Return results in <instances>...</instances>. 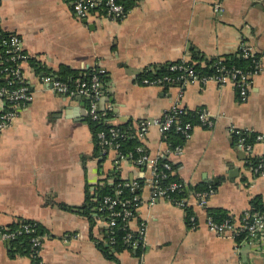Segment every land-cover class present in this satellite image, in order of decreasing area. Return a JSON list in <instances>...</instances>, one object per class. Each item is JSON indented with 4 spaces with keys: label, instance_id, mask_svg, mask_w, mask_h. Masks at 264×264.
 <instances>
[{
    "label": "crops",
    "instance_id": "0c3cea01",
    "mask_svg": "<svg viewBox=\"0 0 264 264\" xmlns=\"http://www.w3.org/2000/svg\"><path fill=\"white\" fill-rule=\"evenodd\" d=\"M213 4L214 0H136L124 18L114 20L103 11L81 18L69 0H0V27L21 38L28 54L21 68L32 92V100L19 106L0 135V225L37 221L45 229L43 264H264V241L238 243L217 235L205 222L206 207L223 208L238 220L252 196L260 194L264 200V170L255 175L246 165L249 155H264V143H254L249 153L229 131L231 126L264 131V0H220L218 10ZM241 43L260 57L245 100L232 84L141 81V74L154 64L193 59L191 47L204 60L236 53ZM62 65L79 77L94 66L106 72L107 100L103 107L99 100V108L112 109L109 121L114 125L136 126L140 119L159 117L173 105L190 112L204 107L212 114V126L196 124L191 136L183 139L179 155L168 151L156 125L142 141L150 156L165 155L174 164L173 173L189 190L186 197L192 202L196 185L217 184L204 206L191 203L195 226L173 202H150L148 167L141 170L134 160L119 158L114 148L96 153L86 98L64 96L44 79L58 77ZM4 104L0 98V112ZM113 170L123 180L144 182L141 204L130 220L132 229L145 224L144 244L139 253L126 245L115 253L116 260L98 247L106 229L101 215L92 212L91 224L87 216L58 206L82 205L86 190L94 192L111 183ZM9 244L0 240V264H31L29 254L11 256Z\"/></svg>",
    "mask_w": 264,
    "mask_h": 264
},
{
    "label": "built area",
    "instance_id": "2783aa9c",
    "mask_svg": "<svg viewBox=\"0 0 264 264\" xmlns=\"http://www.w3.org/2000/svg\"><path fill=\"white\" fill-rule=\"evenodd\" d=\"M74 13L81 17L87 18L97 11H103L106 16L119 20L126 16L127 10L120 0H69ZM215 10L221 9L220 0H214ZM0 48L5 54L0 61V98L4 100V108L0 112V135L12 123L17 116L19 106L32 100L31 89L26 82L22 72L21 64L27 60L28 54L24 51L21 38L16 33H9L2 30L0 27ZM244 57H251L253 61V69L244 71L240 67L232 66L226 68L225 65L215 63V68L211 73H200L194 67L191 60L181 58L169 64V70L173 74L157 76L149 78L141 77L144 84H161L172 83L185 86L189 83L198 82L206 83L213 81L218 85L232 84L239 98L245 100L251 87V82L254 74L260 69V57L256 55L252 47L247 43H241L239 46ZM45 81L51 89L63 94L64 96H81L89 98V103L86 104L88 116L93 120H102L105 118L104 109L99 108V100L104 95L102 82L97 74H92L89 80L78 79L75 85L69 84L66 80L59 77L46 75ZM110 108V107H109ZM187 109L173 105L166 110L161 116L154 118H142L136 122V126H132L133 132L130 137L136 138L140 143L136 146V150L141 153L140 157L134 160L141 170L149 168L151 170V178L145 181L150 187V202L155 199L164 198L185 210L186 207H191L192 204L204 206L207 198L212 195L215 190L211 186L208 189L195 192L194 202L182 197L175 198L172 194L175 191L183 190L184 183L181 181L172 180L163 183L162 180L167 178L168 172L173 173L172 162L165 155L150 156L142 144L149 128L156 125L164 140L169 144L168 151L174 154L183 152V144L172 145L168 140V132L173 129L174 132L181 134L183 139L191 136L193 128L196 124L210 127L213 124L212 114L204 107L194 111L195 121L184 119L183 116L189 113ZM229 131L236 137L239 147L244 148L250 153L254 143H264V131L255 132L248 128H240L231 126ZM125 132H121L116 125H111L108 130H99L97 132V140L102 152H107L114 148L118 151L119 158H131V154L124 155L119 151V144L116 139L120 136H126ZM253 136L252 141H247L248 136ZM164 159L163 162H160ZM159 165V166H158ZM254 174H261L264 170V155L259 158L256 166L251 167ZM111 183L113 177L110 178ZM142 183L138 179L132 181L123 180L115 185L113 194L103 196L101 205L98 211H102L103 221L105 222V232L102 241L109 246L116 243V228L124 232L122 242L131 247L139 248L145 241V224L141 222L136 229L130 226V220L135 217V212L141 204L140 189ZM124 187L129 188V194H123ZM186 211V210H185ZM250 214L244 213V216L238 220H225L224 222H216L212 217L206 214V224L210 230L217 235L230 236L235 238L242 232H246L244 240H260L264 241V212L254 213L253 219L250 220ZM191 225H196V216H189ZM4 229L0 232V240L11 241L15 236L26 231L33 233L31 237L32 258H38V264H43L40 258V251L43 244L44 236L36 232L35 222H24L17 230L8 231L6 225H0Z\"/></svg>",
    "mask_w": 264,
    "mask_h": 264
},
{
    "label": "trees",
    "instance_id": "16d2710c",
    "mask_svg": "<svg viewBox=\"0 0 264 264\" xmlns=\"http://www.w3.org/2000/svg\"><path fill=\"white\" fill-rule=\"evenodd\" d=\"M123 4L125 9L128 11L130 7H132L135 4L136 0H120ZM1 50V48H0ZM191 52H192V58L191 62L194 63V67L196 70H198L200 73H211L214 70L215 63L218 62V64L225 65L226 68H230L232 66L240 67L244 71L247 70H252L253 69V61L251 57H244L241 50H238L236 53L232 54H226L224 56H218V57H212V58H204L202 54L195 48L191 47ZM2 58L5 56L3 52H1ZM201 60V61H199ZM174 62V61H172ZM172 62H166V63H160V64H154L152 65V68H147L142 74L141 77L147 76L149 78H156L157 76H162V75H168V74H173L172 71L169 70V64ZM35 63V62H34ZM97 74L99 79L102 82L103 85V92H104V87L106 84L107 76L106 72L101 70L100 67H90L89 69L86 70V73L81 75L80 77L78 76L77 71L73 70L72 68L68 66H60L58 69V77L66 80L69 82L71 85H75L76 79L79 77V79H86L89 80V78L92 76V74ZM86 98V104L89 103V98ZM105 111V118L102 120H93L89 116L87 117V122L89 124V127L91 129V132L93 134L94 142H95V150L96 153L100 151V147L98 144L97 140V132L99 130H108L109 127L112 125L109 121V118L113 116V111L112 109H104ZM184 119H191L195 121V113L194 112H189L186 115L183 116ZM114 125V124H113ZM116 128H118L121 132H125L127 134L126 136H120L116 139V141L119 144V151L124 154V155H129L131 154V160H135L138 157H140L141 153H139L136 150V146L140 143L136 138L130 137V134L133 132L132 126L129 123H119L116 124ZM168 140L172 143V145L176 144H181L183 141V137L181 134L174 132L173 129H171L168 132ZM253 136H248L247 141H252ZM164 159H161L160 162H163ZM259 162V158L256 156H251L249 155L247 157L246 165L247 167L251 168L253 166H256ZM159 166V165H158ZM174 164L172 165V168L174 170ZM258 175V174H255ZM109 176L113 177V182H105L104 185L99 186L94 192H89V190H86L85 194V200L82 205L80 206H71L67 205L64 203H58V206L62 209L66 210H71L78 212L80 214H83L87 216L91 222V224L94 221V216L92 215V212H96L101 217H103L102 211H98L99 205H101V201L104 195L106 194H113L114 193V188L115 185L122 182L123 179L120 178L119 172L117 171H111L109 173ZM138 180L142 183L141 185L144 184L142 178H138ZM176 180V181H181L175 173L168 172L167 178L163 179V183H167L169 181ZM182 182V181H181ZM212 188L216 189L217 184H212L210 185ZM209 186L207 184H198L195 186V192L202 191L208 189ZM140 191V190H139ZM189 193V190L183 188V190L175 191L173 192V196L177 199H181L182 197H186ZM123 194L128 195L129 194V188L124 187L123 189ZM94 208V210H93ZM186 216H187V221L189 220V216L194 214L192 211L191 207H186ZM207 214L212 217V219L216 222H224L225 220H230L234 221V217L229 214L225 209L223 208H212V207H206ZM250 214V220L253 219V214L254 213H263L264 212V200L263 197L260 194L254 195L249 199V206L248 209L245 211ZM243 212L239 218L244 216ZM32 221L36 223V232L44 236V231L45 229L37 222L34 220L30 219H19L16 222H13L12 224L6 225L8 227V231L12 230H17L20 225L24 222ZM4 229L2 226H0V232L3 231ZM116 243L113 246H109L105 244V242L100 241L98 243L99 249L103 252V254L109 258V259H114L116 260V255L115 253L117 251L122 250L126 245L122 242V236L124 232L118 228H116ZM246 235V232H242L238 236L235 237V240L240 243L241 241L244 240ZM33 236V233H29L26 231H22L18 233L14 239L10 241V248L9 252L11 256H14L16 253L19 254H29L31 256L32 253V248H31V237ZM113 247V249H111ZM140 252V248H138L137 253ZM32 258V257H31ZM38 258H32L31 264H38Z\"/></svg>",
    "mask_w": 264,
    "mask_h": 264
},
{
    "label": "water",
    "instance_id": "95a60500",
    "mask_svg": "<svg viewBox=\"0 0 264 264\" xmlns=\"http://www.w3.org/2000/svg\"><path fill=\"white\" fill-rule=\"evenodd\" d=\"M102 89H103V86H102ZM76 99L77 100H80L81 97L80 96H76ZM107 100V98L103 95L101 98H100V101H101V106L100 107H103L105 101ZM103 109V108H102ZM6 242H10L9 240H7Z\"/></svg>",
    "mask_w": 264,
    "mask_h": 264
}]
</instances>
